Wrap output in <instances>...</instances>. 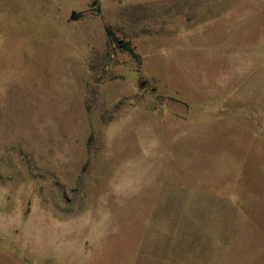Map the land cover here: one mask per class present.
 I'll return each instance as SVG.
<instances>
[{
  "label": "rangeland",
  "instance_id": "374dc122",
  "mask_svg": "<svg viewBox=\"0 0 264 264\" xmlns=\"http://www.w3.org/2000/svg\"><path fill=\"white\" fill-rule=\"evenodd\" d=\"M0 264H264V0H0Z\"/></svg>",
  "mask_w": 264,
  "mask_h": 264
},
{
  "label": "water",
  "instance_id": "95a60500",
  "mask_svg": "<svg viewBox=\"0 0 264 264\" xmlns=\"http://www.w3.org/2000/svg\"><path fill=\"white\" fill-rule=\"evenodd\" d=\"M70 17H72V18L76 17V14H75L74 10L71 11Z\"/></svg>",
  "mask_w": 264,
  "mask_h": 264
},
{
  "label": "trees",
  "instance_id": "16d2710c",
  "mask_svg": "<svg viewBox=\"0 0 264 264\" xmlns=\"http://www.w3.org/2000/svg\"><path fill=\"white\" fill-rule=\"evenodd\" d=\"M129 50H130L131 52H133L132 49H131V47H129Z\"/></svg>",
  "mask_w": 264,
  "mask_h": 264
}]
</instances>
